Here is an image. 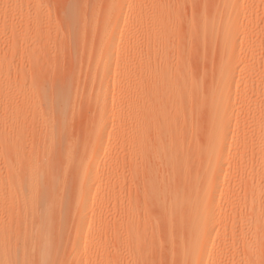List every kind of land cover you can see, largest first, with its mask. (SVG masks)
Instances as JSON below:
<instances>
[{
	"label": "rangeland",
	"instance_id": "374dc122",
	"mask_svg": "<svg viewBox=\"0 0 264 264\" xmlns=\"http://www.w3.org/2000/svg\"><path fill=\"white\" fill-rule=\"evenodd\" d=\"M0 262L264 264V0H0Z\"/></svg>",
	"mask_w": 264,
	"mask_h": 264
},
{
	"label": "bare ground",
	"instance_id": "6f19581e",
	"mask_svg": "<svg viewBox=\"0 0 264 264\" xmlns=\"http://www.w3.org/2000/svg\"><path fill=\"white\" fill-rule=\"evenodd\" d=\"M229 2H232V3H235L236 2V0H228ZM116 9V8H115ZM111 16L113 15L114 17H115V26L114 27H111L108 31H107V34H108V37L109 38H112L117 32H118V30H119V28H118V24H120L121 22H123L124 21V18H121V15L118 13V11H112L111 13ZM207 20V19H206ZM126 36V33L124 32L123 33V38ZM114 42V40H111L110 41V43L112 44ZM163 70V71H162ZM161 71L162 72H164V69H162ZM174 72V70L172 69V68H166V70H165V73L166 74H168V73H173ZM164 77V76H163ZM161 78V77H160ZM168 84H170L169 82H168ZM172 82H171V84L169 85V86H171L172 87ZM176 88V87H175ZM173 90V89H172ZM172 93H173V91H172ZM175 93H176V91H175ZM171 94V93H170ZM190 94V93H189ZM168 95V94H167ZM154 98V97H153ZM177 98V97H176ZM180 101V100H179ZM189 106V105H188ZM152 124V123H151ZM164 127H166V126H164ZM173 138V137H172ZM218 167V166H217ZM221 167V166H220ZM210 179H211V181H213V182H215V180H216V171L214 172V174L210 177ZM199 185V184H198ZM197 186V185H196ZM193 187H194V185H193ZM161 198H163V197H161ZM177 201V200H176ZM167 203V202H166ZM204 229H206V227L205 226H203V228H202V230H201V233H202V231L204 230ZM210 231H212V230H210ZM200 233H199V230L197 231H194V235L195 236H198ZM205 237H206V235H205ZM47 250V249H46ZM27 251V250H26ZM48 252H49V250H48ZM48 252H43V253H41L39 256H40V258H45V257H48L47 256V253ZM26 254H27V252H26ZM25 254V255H26ZM27 256V255H26ZM25 256V257H26ZM28 256H29V254H28ZM28 256L26 257V258H28ZM42 256V257H41ZM208 258H209V252L208 251H206L205 253H204V258H203V261H205V263L207 262V260H208ZM1 263V262H0ZM3 263V262H2ZM5 264V263H4ZM6 264H8V263H6Z\"/></svg>",
	"mask_w": 264,
	"mask_h": 264
}]
</instances>
